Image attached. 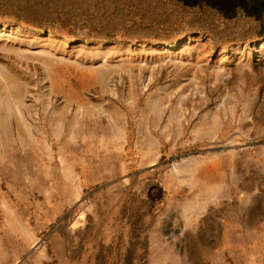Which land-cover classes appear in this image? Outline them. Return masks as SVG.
<instances>
[{"label": "rangeland", "instance_id": "374dc122", "mask_svg": "<svg viewBox=\"0 0 264 264\" xmlns=\"http://www.w3.org/2000/svg\"><path fill=\"white\" fill-rule=\"evenodd\" d=\"M160 3L143 16L153 27L114 43L0 24V117L36 128L65 119L83 137L74 162L87 166L109 145L122 152L115 181L80 184L77 198H7L2 188L11 264H218L199 238L206 216L187 213L205 174L242 175L257 194L249 220L263 217L264 31L244 16L199 14L190 26L194 15ZM244 238V261L225 264H264V230Z\"/></svg>", "mask_w": 264, "mask_h": 264}, {"label": "crops", "instance_id": "0c3cea01", "mask_svg": "<svg viewBox=\"0 0 264 264\" xmlns=\"http://www.w3.org/2000/svg\"><path fill=\"white\" fill-rule=\"evenodd\" d=\"M38 128L29 123H23L17 117H0V149L5 162L1 167L0 193L2 188L9 191L7 198L31 199L77 198L85 186L93 183L115 181L117 167L121 168L122 152L117 154L115 147L108 146L98 161L84 165L74 162L79 158L78 144H82V134L67 128L65 119L52 127V117ZM65 120V121H64ZM41 123V122H40ZM39 124V123H38ZM123 151V148L121 149ZM81 157V156H80ZM58 161L57 163L53 161ZM84 165V166H83ZM125 163L122 164L124 168ZM202 180L194 181L193 199L187 211L190 215L202 214L206 216L202 229L206 247H211L213 261L225 264L229 259L244 261L245 238L244 233L260 232L264 230L263 217L253 219L249 217L257 210V194L254 191H244L242 175H210L205 174ZM190 190V189H189ZM197 192V193H196ZM3 196V195H2ZM196 200H202L201 206H195ZM35 213V206L27 210ZM186 226H196L188 223ZM201 226V225H199ZM9 230L15 226H6ZM23 227V226H21ZM260 238L248 241L247 247L258 245ZM5 242L0 239V264H11V258L4 252ZM255 245V246H254ZM249 249V248H248ZM247 256H252L251 250Z\"/></svg>", "mask_w": 264, "mask_h": 264}, {"label": "trees", "instance_id": "16d2710c", "mask_svg": "<svg viewBox=\"0 0 264 264\" xmlns=\"http://www.w3.org/2000/svg\"><path fill=\"white\" fill-rule=\"evenodd\" d=\"M159 1L0 0V24L16 25L81 43L135 40L140 37L139 32L155 25L143 16L147 10L164 6L163 3L158 5ZM169 1L174 2V9L194 15L188 21L190 26L199 14L231 22L244 16L253 20L259 31H264V0Z\"/></svg>", "mask_w": 264, "mask_h": 264}]
</instances>
